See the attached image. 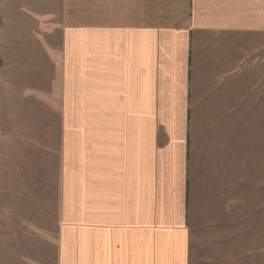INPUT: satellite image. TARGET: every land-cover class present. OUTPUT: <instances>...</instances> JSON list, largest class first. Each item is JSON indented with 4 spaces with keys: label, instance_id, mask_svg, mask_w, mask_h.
Returning a JSON list of instances; mask_svg holds the SVG:
<instances>
[{
    "label": "crops",
    "instance_id": "0c3cea01",
    "mask_svg": "<svg viewBox=\"0 0 264 264\" xmlns=\"http://www.w3.org/2000/svg\"><path fill=\"white\" fill-rule=\"evenodd\" d=\"M74 8L55 13L61 264L81 225L87 264H264V0Z\"/></svg>",
    "mask_w": 264,
    "mask_h": 264
},
{
    "label": "rangeland",
    "instance_id": "374dc122",
    "mask_svg": "<svg viewBox=\"0 0 264 264\" xmlns=\"http://www.w3.org/2000/svg\"><path fill=\"white\" fill-rule=\"evenodd\" d=\"M30 1L12 0V12H0V264H61L54 91L60 0ZM71 2L75 17L86 20L87 0ZM86 230L79 226L73 238L78 264H87ZM73 259L66 257L67 264Z\"/></svg>",
    "mask_w": 264,
    "mask_h": 264
}]
</instances>
